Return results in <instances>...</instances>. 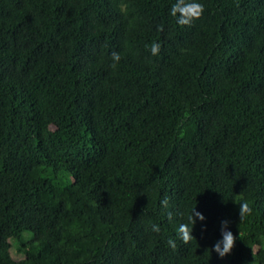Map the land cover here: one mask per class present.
Listing matches in <instances>:
<instances>
[{"label": "trees", "instance_id": "16d2710c", "mask_svg": "<svg viewBox=\"0 0 264 264\" xmlns=\"http://www.w3.org/2000/svg\"><path fill=\"white\" fill-rule=\"evenodd\" d=\"M199 2L0 0V264H264V0Z\"/></svg>", "mask_w": 264, "mask_h": 264}, {"label": "clouds", "instance_id": "9594fccd", "mask_svg": "<svg viewBox=\"0 0 264 264\" xmlns=\"http://www.w3.org/2000/svg\"><path fill=\"white\" fill-rule=\"evenodd\" d=\"M169 12L171 16L176 17L177 23L181 26H191L194 21L202 17L204 12V6L199 2V0H175V3H173V5L171 6ZM160 30H163V26H161ZM150 51L152 55L159 54L160 45L156 42H153ZM112 60L114 61L112 67L115 68L116 64L120 61L119 53L113 52ZM164 203L166 206L167 201H165ZM238 205L239 217L241 222L252 214V207L248 201H243ZM197 219L199 221H205L206 217L199 211H196L195 207L187 217L188 223H181L179 225L177 234L179 239L184 244H188L193 239V229L197 223ZM189 224L193 225V227L190 228ZM228 225L229 221H221L222 239L218 240L213 246V249H211V251L214 250L216 253H218L221 258L230 254L235 245L236 237L231 231L228 230ZM152 231L159 233L160 226L156 224L152 225ZM167 243L168 246L172 249H175L177 246L176 241L173 239H169Z\"/></svg>", "mask_w": 264, "mask_h": 264}, {"label": "rangeland", "instance_id": "374dc122", "mask_svg": "<svg viewBox=\"0 0 264 264\" xmlns=\"http://www.w3.org/2000/svg\"><path fill=\"white\" fill-rule=\"evenodd\" d=\"M12 253H13L14 256L17 255V253H16V251L14 249H13Z\"/></svg>", "mask_w": 264, "mask_h": 264}]
</instances>
